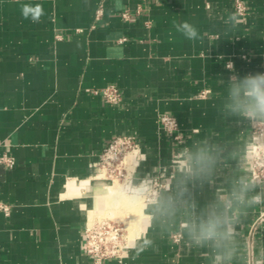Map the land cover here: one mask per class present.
<instances>
[{"label":"crops","instance_id":"crops-1","mask_svg":"<svg viewBox=\"0 0 264 264\" xmlns=\"http://www.w3.org/2000/svg\"><path fill=\"white\" fill-rule=\"evenodd\" d=\"M243 1L244 15L236 0H0V156L16 161L0 163V264H94L87 221L131 204H110L93 163L124 135L140 141L124 191L163 168L173 176L123 261L102 264H249L254 227L253 264H264V184L247 151L262 121L223 110L233 75L264 73V0ZM26 5L42 9L37 22ZM185 21L197 40L176 30ZM110 84L120 104L94 93ZM164 113L180 139L160 127ZM225 212L230 241L197 244L191 223Z\"/></svg>","mask_w":264,"mask_h":264},{"label":"built area","instance_id":"built-area-1","mask_svg":"<svg viewBox=\"0 0 264 264\" xmlns=\"http://www.w3.org/2000/svg\"><path fill=\"white\" fill-rule=\"evenodd\" d=\"M246 5L243 0H236V11L238 15L246 13ZM128 17V12L123 13ZM95 94L102 95L104 99L113 105L120 104L123 100L121 90L115 84L107 85L101 89H95ZM206 95V91L201 96ZM160 127L172 134L176 139H180L179 122L177 118L170 114L159 116ZM254 138L248 148L250 155V171L254 180L264 184V121L255 123ZM135 153L136 159L140 155V141L136 136L116 137L103 151L100 160L93 163L96 168V176L111 180H120L132 184L133 170L128 169L126 157L129 153ZM0 163L8 167H14L16 161L12 156H0ZM173 176L169 168H163L160 173L151 178H142L138 183L133 184L134 189L140 190L146 205L158 202L162 189L166 186V180ZM8 211V207H3ZM248 241L249 264H253V232L252 229ZM84 250L90 255L94 264H102L106 259H116L122 262L125 258L126 249L131 243L127 225L124 222H115L110 219H100L98 217L87 221L85 226ZM175 241H179V235L174 236Z\"/></svg>","mask_w":264,"mask_h":264},{"label":"clouds","instance_id":"clouds-1","mask_svg":"<svg viewBox=\"0 0 264 264\" xmlns=\"http://www.w3.org/2000/svg\"><path fill=\"white\" fill-rule=\"evenodd\" d=\"M42 9L24 6L22 15L33 22L39 20ZM231 19V18H230ZM176 30L188 39L195 41L199 38L198 29L187 21L174 25ZM223 110L228 116H240L264 121V73L233 75L227 82V92ZM242 199V194L240 197ZM258 199V197L256 198ZM229 205H226V208ZM231 221L226 212L221 215L212 213L207 219L195 220L189 226L190 235L197 244L212 242L217 247L230 241L232 237Z\"/></svg>","mask_w":264,"mask_h":264},{"label":"rangeland","instance_id":"rangeland-1","mask_svg":"<svg viewBox=\"0 0 264 264\" xmlns=\"http://www.w3.org/2000/svg\"><path fill=\"white\" fill-rule=\"evenodd\" d=\"M109 182H111V186H114L116 183L118 184L119 187V193L124 196V201H127L131 204V206H126L125 208L118 207L117 209H112L111 212H113V215L110 214V211L108 210L107 214H104L102 216H96L94 215L93 217H98L102 219H110L115 222H124L127 225L129 235L131 237V231L137 227L139 224L141 217L144 216V208L147 206L144 202V199L142 197V193H128L124 190V187L121 185L122 181L118 180H111L108 179ZM121 183H120V182ZM113 183V184H112ZM123 187V188H122ZM123 193V194H122ZM93 219V218H91Z\"/></svg>","mask_w":264,"mask_h":264},{"label":"bare ground","instance_id":"bare-ground-1","mask_svg":"<svg viewBox=\"0 0 264 264\" xmlns=\"http://www.w3.org/2000/svg\"><path fill=\"white\" fill-rule=\"evenodd\" d=\"M137 162V159H136V155L135 153H129V155L126 157V163H127V166H128V169L130 171L133 170L134 168V165L136 164ZM118 181V180H116ZM120 182V181H119ZM121 183V182H120ZM121 185L123 186V184L121 183ZM119 187L118 184L116 183L114 186H111V190H110V195H109V198L110 199V204H113L115 202H118V203H121L123 201V203L125 202L126 203H129L127 201H124V197L119 193ZM123 188V187H122ZM122 191H124L122 189ZM124 193V192H123ZM122 193V194H123ZM92 218H95V217H92ZM132 237H130L131 239Z\"/></svg>","mask_w":264,"mask_h":264}]
</instances>
